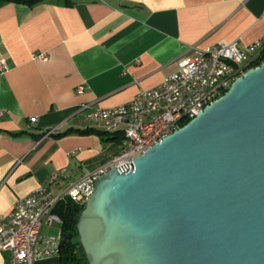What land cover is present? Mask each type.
<instances>
[{
    "label": "crops",
    "instance_id": "1",
    "mask_svg": "<svg viewBox=\"0 0 264 264\" xmlns=\"http://www.w3.org/2000/svg\"><path fill=\"white\" fill-rule=\"evenodd\" d=\"M256 41L264 44V0L1 4L0 61L8 70L0 73V216L39 187L60 192L66 181L50 183L60 171L79 178L120 153V133L107 140L79 132L104 131L88 119L91 108L125 105L161 85L189 47ZM60 230L54 224L42 234ZM0 264H11L9 253H0Z\"/></svg>",
    "mask_w": 264,
    "mask_h": 264
},
{
    "label": "water",
    "instance_id": "2",
    "mask_svg": "<svg viewBox=\"0 0 264 264\" xmlns=\"http://www.w3.org/2000/svg\"><path fill=\"white\" fill-rule=\"evenodd\" d=\"M78 232L89 264H264V61L99 177Z\"/></svg>",
    "mask_w": 264,
    "mask_h": 264
},
{
    "label": "built area",
    "instance_id": "3",
    "mask_svg": "<svg viewBox=\"0 0 264 264\" xmlns=\"http://www.w3.org/2000/svg\"><path fill=\"white\" fill-rule=\"evenodd\" d=\"M47 60V54L35 55ZM264 61V44L256 41L247 46L237 42H220L200 49L189 47L177 59L178 70L167 76L163 83L139 93L128 104L112 108L93 109L88 119L108 133H122V143L133 141V148L119 153L116 160H110L102 169H95L79 178H72L68 170L51 177L50 183L66 181V188L54 193L48 187H39L19 199L13 210L0 216V253H9L11 264H35L37 261L59 256L63 233L55 237L44 236V227L62 225V219L55 212L58 204L66 199L86 205L90 188L96 180L113 169H130L135 159L146 150L161 143V136L177 131V124L199 114L203 105L217 101L240 75L254 69ZM227 68H235V75H227ZM8 70L0 61V73ZM83 87L78 89L79 93ZM168 100H176V107H168ZM83 109L90 107L84 105ZM5 114L0 110V116ZM50 131L48 134H51ZM23 200H32L33 208L19 228H10V220L18 212Z\"/></svg>",
    "mask_w": 264,
    "mask_h": 264
},
{
    "label": "trees",
    "instance_id": "4",
    "mask_svg": "<svg viewBox=\"0 0 264 264\" xmlns=\"http://www.w3.org/2000/svg\"><path fill=\"white\" fill-rule=\"evenodd\" d=\"M43 1L44 0H0V5L5 2H13V3L25 4L28 6H34L35 4ZM189 121L190 120L185 121L183 125H186ZM79 132L81 134L96 133L102 137H106L107 140H117L116 138L110 137L112 133H108L106 131L89 128L85 130H79ZM120 134L122 140L123 135L122 133ZM84 209H85V205L76 203L71 199H66L64 201H61L55 210V212L62 219L61 230L63 233V237L64 235L72 237V241L70 243H64L63 241L61 243L60 252L58 256L59 264H89L82 249L79 240V232H78L79 218Z\"/></svg>",
    "mask_w": 264,
    "mask_h": 264
},
{
    "label": "bare ground",
    "instance_id": "5",
    "mask_svg": "<svg viewBox=\"0 0 264 264\" xmlns=\"http://www.w3.org/2000/svg\"><path fill=\"white\" fill-rule=\"evenodd\" d=\"M261 64H259L258 66H256L255 68L259 67ZM251 70V69H250ZM249 71V70H248ZM227 75H235V68H227ZM245 75V73H244ZM244 75H240V77L244 76ZM238 79V78H237ZM233 84V83H232ZM232 84L229 87L225 88V93L231 88ZM224 93V94H225ZM223 94V95H224ZM223 95H219V97L217 98V100L219 98H221ZM213 102L210 103H206L203 105L202 109L200 110V113L209 105H211ZM168 107H176V100H168ZM198 114H193V116H191V118L186 119L187 120H192L193 118H195ZM185 121H183L184 123ZM183 123H179L177 124V130H179L181 127H183ZM183 125V126H182ZM175 131H173L172 133H166L164 136H161V142L167 138L168 136H170L171 134H173ZM130 148H133V141H126V143H121V151L120 153H124L125 151H129ZM153 148V147H152ZM149 148L146 150L149 151ZM117 156L114 157L112 160H116ZM103 166L99 167L98 169H102ZM66 188V187H65ZM94 187L90 188V196L93 194L94 192ZM33 208V201L32 200H23L21 202V204L18 206V212L17 215H15L13 217L12 220H10V228H19L22 226V222L25 220L26 218V213L29 209Z\"/></svg>",
    "mask_w": 264,
    "mask_h": 264
}]
</instances>
